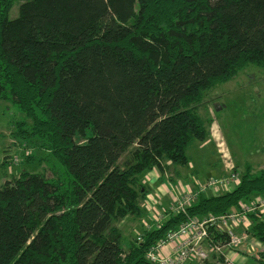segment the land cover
Returning a JSON list of instances; mask_svg holds the SVG:
<instances>
[{
	"label": "trees",
	"instance_id": "1",
	"mask_svg": "<svg viewBox=\"0 0 264 264\" xmlns=\"http://www.w3.org/2000/svg\"><path fill=\"white\" fill-rule=\"evenodd\" d=\"M14 2L0 0V102L55 165L52 179L0 187V264H156L149 252L188 220L264 198V170L248 166L234 190L199 194L127 249L114 228L143 217V171L186 167L207 140L205 95L264 69V0H28L10 20ZM250 219L264 243V214Z\"/></svg>",
	"mask_w": 264,
	"mask_h": 264
},
{
	"label": "rangeland",
	"instance_id": "2",
	"mask_svg": "<svg viewBox=\"0 0 264 264\" xmlns=\"http://www.w3.org/2000/svg\"><path fill=\"white\" fill-rule=\"evenodd\" d=\"M25 1L28 0H15L10 20L18 17L19 7ZM199 113L208 123L210 133L205 142H195L187 148L189 164L179 168L169 162L167 170L143 171L139 175L147 190L141 204L143 217L137 219L127 213L114 221L125 249L132 242H142L144 230L150 229L148 224L156 228L172 213L181 211L184 207L178 204L179 199L192 193L190 206L197 202V191L203 188L209 175L222 180L236 173L241 180L248 166L253 172L264 170V69L248 65L240 70L234 79L205 95ZM25 126H31V121L16 105L11 101L0 102V187L24 173L53 178L55 162L43 142L21 139L20 131ZM128 159L129 155H124L119 165L122 167ZM236 187L219 186L204 191V195H223ZM156 216L158 223L152 218ZM204 217L197 218L205 221ZM176 241L178 244L183 237ZM244 242L242 249L235 252L234 264H264V243L251 233ZM171 243L165 246L176 249ZM195 259L191 255L183 264H198Z\"/></svg>",
	"mask_w": 264,
	"mask_h": 264
},
{
	"label": "built area",
	"instance_id": "3",
	"mask_svg": "<svg viewBox=\"0 0 264 264\" xmlns=\"http://www.w3.org/2000/svg\"><path fill=\"white\" fill-rule=\"evenodd\" d=\"M240 182L236 173L222 180L211 177L203 188L197 191V195L219 186L224 188L231 184L238 186ZM191 200H193L192 193L178 200V204L184 207L181 211H185V208L190 206ZM263 209L264 198L258 197L251 202L242 203L235 211L221 215H208L204 217L205 221H202V218L190 219L178 231L169 234L165 240L154 247L149 252L148 259L156 264H183L189 256L193 255L196 257L194 261L198 264H206L212 258L217 260V264H234L230 254L237 252L244 245L243 242L249 236L252 227L250 217H260V214H264ZM156 222L158 223V220ZM180 237H183V241L175 244ZM169 241H172L171 245L176 249L165 246Z\"/></svg>",
	"mask_w": 264,
	"mask_h": 264
},
{
	"label": "crops",
	"instance_id": "4",
	"mask_svg": "<svg viewBox=\"0 0 264 264\" xmlns=\"http://www.w3.org/2000/svg\"><path fill=\"white\" fill-rule=\"evenodd\" d=\"M214 177H216V176H214ZM154 216H155V214H154ZM152 218H154L155 220L154 221H156V220H158V218H157V216L156 217H152ZM149 225V228H155V225H151V224H148ZM245 243V242H244ZM242 247L243 246H241V248L240 249H242ZM239 249V250H240ZM239 250H237V251H239ZM232 254V253H231ZM230 254V256L234 259V257H235V255L237 254V253H234V254H232L231 255ZM193 264V263H192ZM206 264H217V260H215V258H212L208 263H206Z\"/></svg>",
	"mask_w": 264,
	"mask_h": 264
},
{
	"label": "clouds",
	"instance_id": "5",
	"mask_svg": "<svg viewBox=\"0 0 264 264\" xmlns=\"http://www.w3.org/2000/svg\"><path fill=\"white\" fill-rule=\"evenodd\" d=\"M211 177H214V176H211ZM211 177H210V178H211Z\"/></svg>",
	"mask_w": 264,
	"mask_h": 264
},
{
	"label": "water",
	"instance_id": "6",
	"mask_svg": "<svg viewBox=\"0 0 264 264\" xmlns=\"http://www.w3.org/2000/svg\"><path fill=\"white\" fill-rule=\"evenodd\" d=\"M211 176L209 175V178H210Z\"/></svg>",
	"mask_w": 264,
	"mask_h": 264
},
{
	"label": "bare ground",
	"instance_id": "7",
	"mask_svg": "<svg viewBox=\"0 0 264 264\" xmlns=\"http://www.w3.org/2000/svg\"><path fill=\"white\" fill-rule=\"evenodd\" d=\"M208 262H209V261H208ZM208 262H207V263H208Z\"/></svg>",
	"mask_w": 264,
	"mask_h": 264
}]
</instances>
